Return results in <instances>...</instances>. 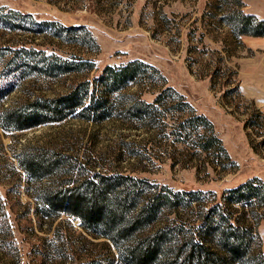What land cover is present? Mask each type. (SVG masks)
<instances>
[{
	"label": "rangeland",
	"instance_id": "374dc122",
	"mask_svg": "<svg viewBox=\"0 0 264 264\" xmlns=\"http://www.w3.org/2000/svg\"><path fill=\"white\" fill-rule=\"evenodd\" d=\"M227 10L264 19V0H0V52L4 46L23 45L92 64L89 69L55 75H4L5 54L0 53V83L6 81L0 89V110L19 106L32 96L54 95L97 75L106 64L130 59L146 62L163 78L142 75L114 90L110 114L100 119L73 111L23 128L0 127V264H75L77 256L82 257L84 250L73 248L71 238L77 233L88 236L76 217L62 212L38 216L32 210L34 192L70 182L77 173L118 171L173 190L198 189L208 197L209 191L217 196L252 176L264 182L262 135L242 124L250 104L264 113V36L230 34L220 19ZM11 11L20 14L13 17ZM41 20L66 30L53 34L49 27L37 29ZM163 86H170L194 113L210 121L228 158L215 148L195 146L194 132L187 137L177 134L176 119L185 112L172 108L176 97L169 93L154 100ZM137 97L153 103V116L130 117L123 111ZM251 141L256 143L254 150ZM41 149L62 153L68 165L29 179L18 160ZM235 206L241 211L239 204ZM195 207L166 211V217L189 218ZM263 214L253 221L252 229L254 245L264 254ZM56 225L64 240L52 242L66 245V258L59 257L52 245L44 249L41 244L54 237ZM4 234L16 257L2 241Z\"/></svg>",
	"mask_w": 264,
	"mask_h": 264
},
{
	"label": "trees",
	"instance_id": "16d2710c",
	"mask_svg": "<svg viewBox=\"0 0 264 264\" xmlns=\"http://www.w3.org/2000/svg\"><path fill=\"white\" fill-rule=\"evenodd\" d=\"M11 14L18 17L20 13L11 11ZM220 19L234 36H264V19L255 18L250 13L227 10ZM36 25L37 29L49 27L53 34L65 29L49 20H41ZM85 35L88 36L86 32ZM2 49L0 53L5 54L1 64V68H6L4 75H55L89 69L92 65L87 60L61 57L54 52L23 45ZM217 69L211 70V78ZM142 75L163 80L157 69L140 59H130L118 65L106 64L97 75L77 81L64 91L50 96H32L19 106L1 109L0 127L23 128L61 119L73 111L92 120L103 118L110 114L111 93ZM3 83L6 81L0 83V89ZM164 93L176 97L170 103L172 108L185 112L176 119L174 128L177 134L187 137L194 132L195 146L203 150L215 148L223 158H228L210 121L203 114L194 113L189 103L170 86L160 88L154 100ZM153 107V103L137 97L128 102L123 111L130 117L153 116ZM242 124L259 132L262 135L260 144H264L263 112L250 104ZM250 147L256 149V143L251 141ZM18 161L29 179L62 171L64 165H68L65 155L44 149L29 151ZM209 193L210 197L203 196L198 189L173 190L145 177L118 171H93L77 173L70 182L62 181L59 186L41 187L33 194L32 210L38 216L53 217L62 212L78 219L88 237L77 233L71 238V242L75 240L71 248L84 250L82 257L77 256L74 260L75 264H264V254L254 245L252 229L253 221L264 211V182L252 176L222 189L217 196L213 191ZM235 204H239L241 211ZM192 206H196V210L189 218L166 217V211L176 213ZM245 206L249 210L242 209ZM3 225L6 228L5 222ZM59 228L56 225L54 237L47 240L50 243L42 240L41 244L44 249L52 245L59 257L66 258V245L54 246L52 242L54 238L64 240ZM5 231L8 234L7 229ZM6 237L4 234L2 241L7 244L10 256L16 257L15 247ZM77 241L79 244H75Z\"/></svg>",
	"mask_w": 264,
	"mask_h": 264
}]
</instances>
